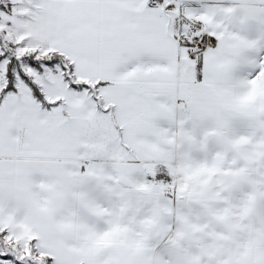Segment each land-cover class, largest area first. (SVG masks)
Instances as JSON below:
<instances>
[{
  "label": "snow or ice",
  "instance_id": "snow-or-ice-1",
  "mask_svg": "<svg viewBox=\"0 0 264 264\" xmlns=\"http://www.w3.org/2000/svg\"><path fill=\"white\" fill-rule=\"evenodd\" d=\"M0 264H264V0H0Z\"/></svg>",
  "mask_w": 264,
  "mask_h": 264
}]
</instances>
